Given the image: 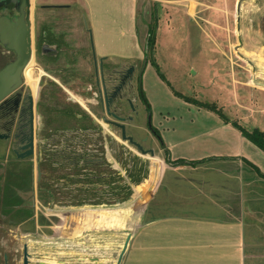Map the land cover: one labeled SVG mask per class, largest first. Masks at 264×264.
I'll use <instances>...</instances> for the list:
<instances>
[{"label":"flooded vegetation","instance_id":"af4514ba","mask_svg":"<svg viewBox=\"0 0 264 264\" xmlns=\"http://www.w3.org/2000/svg\"><path fill=\"white\" fill-rule=\"evenodd\" d=\"M61 5L0 0V74L31 49L26 65L14 69L8 78L0 75V83L7 86L0 92V144L4 151L0 154V264H45L51 253L64 262L72 258L79 264L80 252L74 250L69 256L57 247L59 240L73 238L66 235L68 229L64 232L59 225L56 231L54 224L43 223V217L40 221L41 195L48 191V197H63L55 188H67L65 184L83 182L87 177L94 179L92 167L107 165L112 153L118 156L120 142L133 151L129 157L134 164L144 165L143 157H152L151 149L155 158L165 150L162 133L153 122L145 78L147 65L155 61L159 66L156 48L149 51L147 37L146 52L137 59L100 54L95 44L93 48L91 34L89 48H72L66 32H55L51 24L40 25L37 18L39 7H69ZM30 39L31 48L26 45ZM81 60H89L92 67L86 68ZM32 62L35 72L29 66ZM31 136L34 153L21 157ZM103 176L109 177L107 173ZM148 179L138 184V191V185L132 186L135 196ZM40 183L49 184L51 190L41 188ZM88 211L82 210L80 215ZM65 214L72 213L62 212V219ZM85 235L72 242L83 252L87 249Z\"/></svg>","mask_w":264,"mask_h":264},{"label":"crops","instance_id":"0c3cea01","mask_svg":"<svg viewBox=\"0 0 264 264\" xmlns=\"http://www.w3.org/2000/svg\"><path fill=\"white\" fill-rule=\"evenodd\" d=\"M140 1L48 2L79 5L88 20L85 30L95 33L100 54L142 57ZM166 2L175 10L183 5V0ZM249 52L244 46L198 51L202 62L193 69L194 75L214 89L212 102L223 109L230 122L180 97L182 105L196 109L197 119L192 122L198 124L162 133L166 153L163 160H156L157 166H148L151 174L139 197L145 200L141 222L130 232L121 264H264V150L232 123L264 130V101L250 94L251 88L235 70L222 71L216 57L223 56L229 66L234 54L244 60ZM161 79L172 83L168 77ZM168 158L195 164H173ZM90 214L91 210L86 217ZM94 221V226L88 220L81 222L83 229H64H68L67 236L86 233L87 249L80 251L79 264H116L127 235L121 241L119 231H104L101 217ZM64 224L60 225L62 230ZM50 257L56 258L52 253ZM71 259L64 264H76Z\"/></svg>","mask_w":264,"mask_h":264},{"label":"rangeland","instance_id":"374dc122","mask_svg":"<svg viewBox=\"0 0 264 264\" xmlns=\"http://www.w3.org/2000/svg\"><path fill=\"white\" fill-rule=\"evenodd\" d=\"M36 1L42 3L49 0ZM188 8H190L189 13H191L189 16L186 14ZM165 10L168 12L166 15ZM36 14L40 25L51 24L55 32H66L67 40L72 48H89V43L91 44L90 33L85 30L88 20L86 16L82 15L79 5L75 4L68 8L39 7ZM138 20L143 52H146L147 49L149 26L157 20L156 33L158 39L155 46V57L160 66V71L149 64L147 65L145 78L153 122L164 135L168 129L174 130L180 126L190 128L198 124L192 122L197 119L196 109L182 105L183 99L175 95L176 91L199 100L213 101L214 89L209 83L203 82L201 78L194 75L193 69H198L199 64L202 62V56L197 54L201 48L244 46L248 51H251L243 56L244 60L240 58L242 55L234 54L232 56L234 62L231 61L229 66L223 56L217 55L216 57L221 60L218 63L222 71L231 70L233 72L235 70L244 82L243 84L251 88L250 94L264 101V85L260 84L264 83V0H183V5L177 10L166 0H141L139 2ZM92 35L95 50L100 53L97 46L98 39L93 31ZM81 62L88 69L92 67L89 60H81ZM29 66L35 72L34 63L32 62ZM161 72L172 83L169 84L162 80ZM229 81H232V79ZM119 145V155L114 156L113 153L112 156L111 154L108 155L110 161H106L107 165L100 167L105 172L113 170L115 174L120 173L131 186L138 185L132 184L128 173L133 169L134 162L129 157L133 155V151L122 142ZM3 152V147L0 144V154L2 155ZM165 153L163 149L156 158L143 157L145 159L144 164L151 167L156 160H163ZM136 159L138 160L137 157ZM159 170L157 169L158 172ZM150 174L151 172L139 184L148 179ZM97 186L96 191L98 193L112 194L106 183L99 182ZM139 189L140 185H138L136 191ZM132 190V198L134 197L137 202L136 206L129 210L124 207L132 202V198L118 204L71 205L79 198L70 197V194H83L85 191L74 189V187L62 188L60 186L55 188V192L64 195V197L55 198L52 204H49L46 199H44L45 201L40 199L39 219L42 221L41 217H43V223L51 225L65 223L64 230L66 227L83 229V223L81 224V222L86 220L89 223L93 222L92 226H94V220L101 217L104 231H108L107 228L110 231L111 228L115 232L119 231L120 240L122 241L128 232L132 233L140 224V213L145 205L144 198L135 197L134 189ZM106 199L112 200L114 197ZM49 208L50 210H48ZM85 209L91 210L92 214L87 215V217L86 215L81 216L79 213ZM60 210L73 211L70 212L72 214H69V216L65 214L67 217L62 220V217H58V211ZM108 221H113V223L110 224ZM99 228L101 227L99 226ZM77 240L78 238L74 236L73 238L65 237L59 240L57 247L63 254L75 253L74 250L79 253L78 247L73 246L75 243H72ZM51 261L54 264H63L65 260L60 256L55 259L49 257L46 258L48 263L45 264H51Z\"/></svg>","mask_w":264,"mask_h":264},{"label":"trees","instance_id":"16d2710c","mask_svg":"<svg viewBox=\"0 0 264 264\" xmlns=\"http://www.w3.org/2000/svg\"><path fill=\"white\" fill-rule=\"evenodd\" d=\"M157 20L155 23L150 24L148 29V49L152 53L154 51V48L156 46L157 42ZM153 65L157 68L158 71H160L159 66L155 61H152ZM161 76L165 78V76L161 72ZM187 100L192 101L194 103H198L200 106H203L209 110L215 111L218 113L226 122H230L229 117L224 113L223 109L219 107L216 103H210V102H202L195 100L193 98H187ZM233 125L236 126L238 129L241 130V132L254 144H256L258 147H260L262 150H264V130H261L260 128H254L252 130L247 129L245 126L241 125L237 121H232ZM170 162L173 164H182V163H189V164H195V162H188L182 159L171 161L170 158H168ZM99 165L96 167H92V169L96 171H89L91 174H94L96 177L94 179H91L90 177H87L85 181L83 182H69L66 185L67 188L74 187V189H80L82 191H85V193H78V194H70V197L73 198H79L78 200L71 203V205L76 206H84V205H103V204H118V203H124L132 198L133 190L132 186L129 182H126L123 177L120 174H115V171L108 170L105 172ZM104 173H107L109 175L108 178L106 176H103ZM149 173L148 166L145 164L140 165L138 164V161L134 164L133 169L131 172H129V178L132 182V184H139L144 177H146ZM90 175V173H88ZM106 183L107 188H109L112 191V194H104V193H98L96 189H98V184ZM41 188L45 190H51V187L49 184L40 183ZM48 191H46L44 194L41 195L40 199L46 201L48 203H53L55 198L60 197H48L46 195ZM112 196V197H111ZM64 197V195H63ZM105 197V199H104ZM112 200H108L106 198H113Z\"/></svg>","mask_w":264,"mask_h":264},{"label":"water","instance_id":"95a60500","mask_svg":"<svg viewBox=\"0 0 264 264\" xmlns=\"http://www.w3.org/2000/svg\"><path fill=\"white\" fill-rule=\"evenodd\" d=\"M88 30H89V32H90V34H91L92 45H93V48H94L92 30H91V29H88ZM26 45H27V46L29 45V47L31 48V39H30V43H29V44H26ZM30 52H31V49H30L29 53H27V54L25 53V54L23 55V59H20L18 62H15V63H14L9 69H7V70H5L3 73H1L0 75L2 76V78H8L9 76L12 75V72H13L14 69L16 70V69L21 68V67H23L24 65H26L27 60H28V58H29V56H30ZM260 84L264 85V83H260ZM6 87H7V86H5V84L0 83V92L3 93L4 91H6V90H7ZM5 89H6V90H5ZM124 136H125V134H124ZM130 139L132 140V138H130ZM136 144H137V143H136ZM137 145H138V147H139L140 149H142L141 145H139V144H137ZM25 148L27 149V151H26L25 154H23L21 157L30 156V155H32V154L34 153V144H33V137H32V136H31V139H30L29 145L26 146ZM149 151H150V153H151V156H152L153 158H155L154 150L151 149V150H149ZM142 153H143V154H146L147 152H146L145 150H142ZM153 166H157V161H155V162L153 163ZM132 199H133V200H131L132 202H130V203H129L127 206H125L124 208L129 209V208H133V207H134V205L136 204L137 201H136L135 198H132ZM71 211H73V210H60V211H58V212H59L58 217H61L60 215H61L62 212H71ZM58 226H59V224L56 223V224H55V230H57ZM131 236H132V234H131L130 232H128V233H127V236H126V239H125V241H124V244H123L122 250H121V252H120V254H119V256H118V260H117V263H116V264H121V263H122V260H123V257H124V255H125V252L127 251V248H128V246H129V242H130ZM48 240H50V241H56L57 238H49Z\"/></svg>","mask_w":264,"mask_h":264},{"label":"bare ground","instance_id":"6f19581e","mask_svg":"<svg viewBox=\"0 0 264 264\" xmlns=\"http://www.w3.org/2000/svg\"><path fill=\"white\" fill-rule=\"evenodd\" d=\"M143 191L139 192L135 197H140V195L142 194Z\"/></svg>","mask_w":264,"mask_h":264}]
</instances>
